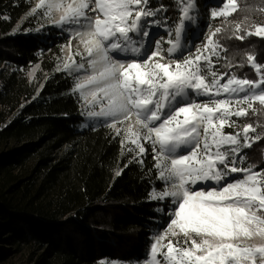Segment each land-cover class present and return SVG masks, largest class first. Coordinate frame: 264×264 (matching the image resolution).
Returning a JSON list of instances; mask_svg holds the SVG:
<instances>
[{"label": "snow or ice", "instance_id": "obj_1", "mask_svg": "<svg viewBox=\"0 0 264 264\" xmlns=\"http://www.w3.org/2000/svg\"><path fill=\"white\" fill-rule=\"evenodd\" d=\"M175 4L180 15L166 28V40L153 38L151 29L167 18H150L168 9L152 7L150 0H38L29 15L40 14L83 46V52H73L70 39L69 55L58 68L84 70L73 88L84 104L81 114L103 118L141 165L149 152L145 145L151 146L162 187H153L149 198L172 207L157 209L169 220L153 235L143 264H264V246L241 243L264 239V167L249 163L244 151L264 139L258 131L264 124L233 119L264 116V64L255 52L234 64L220 42L229 26V39H264V23L249 16L230 21L241 11L239 0H221L210 16L222 23L192 51L185 31L186 22L196 20V0ZM253 10L264 12V6ZM221 59L226 69L250 66L257 78L219 72L215 64ZM233 174L241 175L229 180Z\"/></svg>", "mask_w": 264, "mask_h": 264}, {"label": "trees", "instance_id": "obj_2", "mask_svg": "<svg viewBox=\"0 0 264 264\" xmlns=\"http://www.w3.org/2000/svg\"><path fill=\"white\" fill-rule=\"evenodd\" d=\"M213 1L196 0V7L206 12ZM160 3L167 7L166 15L178 19L174 1ZM239 3L241 11L230 21L249 16L264 23V12L253 10L264 0ZM29 8L26 0H0V242L16 251L44 245L40 264L139 259L152 232L145 225L156 219L153 210L160 207L149 198L160 185L153 162L133 161V153L122 149L121 138L104 120L81 114L74 80L56 69L53 57L60 54L55 38L48 41L50 31L45 36L44 31L36 35L32 26L14 30ZM205 20L214 28L222 23L221 18ZM231 31L229 26L220 34L227 48L223 55L238 64L245 52H255L257 63L264 64V39H229ZM37 63L41 72L35 83L27 72ZM224 64L223 59L216 64L221 73L257 78L250 66L226 69ZM234 120L264 124V116ZM244 151L249 163L264 167V139ZM9 252L0 249V259Z\"/></svg>", "mask_w": 264, "mask_h": 264}, {"label": "rangeland", "instance_id": "obj_3", "mask_svg": "<svg viewBox=\"0 0 264 264\" xmlns=\"http://www.w3.org/2000/svg\"><path fill=\"white\" fill-rule=\"evenodd\" d=\"M26 1L30 5V8H29L28 12L18 21L14 30L19 31L22 28V26H30V27L32 26L34 28L33 32H35L36 35H38V34L41 35L42 32L44 31L45 36H47L48 32L50 31L48 41H50V39L52 37L55 38L53 40L58 42L55 49L59 50L58 54H60L59 57H53V60H54L55 65H56V69L57 70H58V68L62 69L63 61L66 60L68 55H69V49L67 47L69 45V41L71 39L69 31L49 23L40 14L29 15L30 10L33 7H35V4L38 2V0H26ZM160 1L167 2V0H159L158 2L160 3ZM172 1L175 2V0H172ZM159 3H156L155 0H150V5L152 7L159 6L161 4V3L160 4ZM220 3H221V0H214L212 2V4H213L212 7L207 6V9H205L206 12L199 9L198 7H196V11L193 13V15H195V17H196L195 22L194 23L186 22L185 42L187 43L188 48L191 49L192 51H195V47H193V45H195L196 47H200V46H202L203 43H206L205 37L207 35H209L210 30H214L212 23L206 22L205 18L210 19L211 18V16H210L211 10L214 8H217L220 5ZM177 12H178L177 16L179 18L180 13H179L178 8H177ZM162 17L167 18L166 24L162 27H153L151 29V35L153 38H158L160 36H163L166 40L168 38L166 28L174 27L175 22L178 19L173 20L172 17H169V15H166L165 13H161L158 15V17L150 18V19H159ZM51 30H54V31H51ZM56 37H58V38H56ZM61 42H62V44H61ZM164 46H165V48L168 47L167 44H165ZM71 49L73 52H75L77 50H79L80 52L84 51L83 46L79 45L78 41L75 39H71ZM45 57L49 60H52L51 59L52 56H51V53H49V51L45 52ZM213 59L215 61L216 58L213 57ZM75 60L77 62H82L81 57H79V56H76ZM216 64H215L216 70L221 72V70L219 69V67H217ZM85 67H87L86 63H85ZM58 71H64V70H58ZM40 72H41V66L39 63H37V64L32 65L29 68V70L27 72V76H28L30 81H33L36 83L39 79L38 74ZM64 72H66L68 74V76L74 80L75 83H76V78L78 76H82L85 74L84 70H81L80 72H73V73H70L68 71H64ZM226 79H227V77H225V80ZM221 82L223 83L224 81H221ZM77 94L79 96V93H77ZM193 98L197 99L198 101L207 99V97H195V96H193ZM221 98H223V97H221ZM81 104H82V107L84 110V104H83L82 100H81ZM235 118L236 117H233V119H235ZM99 119L104 120L103 118H99ZM99 119H96V120H99ZM229 130H231V132L234 131V129H232V128L231 129L229 128ZM224 131L227 133L228 128H225ZM145 146L149 149V152L144 157V161L153 162V164H154V161L152 159L151 146L148 144H146ZM239 175H241V174H233L232 176L229 177V180L233 179L234 177H238ZM161 187H162V185L160 182L159 188H157V190H160ZM205 187H207V186H205ZM151 201L154 202L155 206H160V207H157L156 209L153 210L156 219L149 221L145 225V228H147V229H145L146 231L152 229L149 241L145 245V248H147V251L144 252L145 249H143V253H142L141 257L139 259H136V260L127 261V262L110 261V262H107L106 264H143L145 258L149 255L150 245L153 242L152 241L153 235L156 234L157 232L162 231L165 228V226L169 220V217L165 214V212L169 211L172 207L168 201H163V202L157 201V200H151ZM157 204H160V205H157ZM160 208H165V212L157 210ZM161 218H164V219L162 220ZM165 243H166V241H165ZM241 243L246 244L248 246H264V239H261L260 237H255V238H252L249 240H244ZM0 249H2L4 251H10L7 254V257L0 259V264H40V261H39L40 256L39 255L44 253L45 246L43 245V246L37 247V248H30L27 246H21V247H19V250L16 251L17 249L14 246H12L8 243L0 242Z\"/></svg>", "mask_w": 264, "mask_h": 264}]
</instances>
